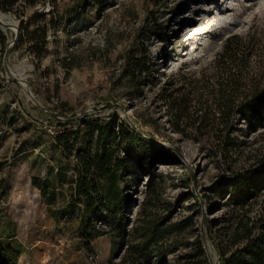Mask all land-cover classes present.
Segmentation results:
<instances>
[{
  "label": "rangeland",
  "instance_id": "1",
  "mask_svg": "<svg viewBox=\"0 0 264 264\" xmlns=\"http://www.w3.org/2000/svg\"><path fill=\"white\" fill-rule=\"evenodd\" d=\"M54 4L66 22L48 28L40 57L31 42L16 46L17 26ZM71 4L34 0L21 16L0 9V179L7 192L0 196V248L15 251L16 264H117L126 246L115 233H132L144 214L184 225L170 237L176 249L168 245L162 261L140 264H197V239L206 260L220 263L217 247L231 246L235 219L216 184L264 155V123L252 132L221 106L264 84V0H90L74 15ZM141 54L150 75L134 84L125 62ZM180 103L183 118L174 111ZM112 115L171 159L136 158L135 178L116 187L115 208L107 199L87 205L75 195V158L55 135L83 116ZM227 135L238 148L226 150ZM158 173L160 186L152 180ZM149 193L157 198L144 206Z\"/></svg>",
  "mask_w": 264,
  "mask_h": 264
},
{
  "label": "trees",
  "instance_id": "2",
  "mask_svg": "<svg viewBox=\"0 0 264 264\" xmlns=\"http://www.w3.org/2000/svg\"><path fill=\"white\" fill-rule=\"evenodd\" d=\"M0 0V9L4 12H14L21 16L27 6H32L34 0ZM55 1V0H52ZM90 0H72L69 7L74 15L81 8H84ZM56 13L58 18L51 22L47 19L48 14ZM66 20L53 8L38 12L35 10L26 20L20 24L19 39L16 46L23 41L31 42V54L40 57L47 44L48 28H56L64 24ZM2 37V41H3ZM230 49L224 51V55ZM231 54V53H230ZM231 58L230 55H226ZM67 58L65 57V60ZM64 60V59H63ZM66 62L65 64H67ZM149 67L146 64L145 54L140 56L130 55L125 62L124 76L134 84L139 82V77L150 75ZM235 90L241 85L234 83ZM231 101L222 103L223 114L235 115L239 121H246L250 130L256 131L264 123V84L256 87L246 95L236 94L231 96ZM178 110V111H177ZM178 117H184L183 104L174 109ZM181 131V129H175ZM225 136L223 145L226 150L238 148L239 142ZM55 141L60 147L75 158L76 176L74 180L75 195L78 202H86L87 205L94 202L95 205L103 200H108L115 208L114 194L119 180L129 177L135 178L136 158L160 157L161 160H170L171 154L165 151L163 146L149 138L143 137L135 131L127 121L112 115L109 118L83 116L77 120L75 129H62L55 135ZM157 180L160 186L163 175L158 173L152 180ZM151 185V184H150ZM149 185V186H150ZM215 189L218 194L227 192L226 204L234 210V221L232 233L229 237L230 247L218 245L220 253L219 264H264V155L250 162L248 165L232 170L224 181L217 182ZM2 192L0 196L5 198V179H0ZM104 190V194L102 193ZM151 193V191H150ZM148 194L144 206L153 204V195ZM94 199V201H93ZM257 206L256 213L252 215L253 207ZM96 210V206L94 211ZM184 222L172 223L159 222L156 218L140 217L132 233L117 231L115 236L125 243L123 255L117 264H140L144 260L149 262L153 256L159 257L162 261L165 252H168L171 245L176 249L177 238H170L172 234L179 233L183 229ZM85 225H82L84 227ZM120 232V233H119ZM82 236L85 233L82 231ZM97 234L92 235L91 239ZM88 237V236H86ZM167 245V247H166ZM192 252L200 256L197 264H210L204 255L199 239L194 242ZM17 254L10 247L0 248V264H16Z\"/></svg>",
  "mask_w": 264,
  "mask_h": 264
},
{
  "label": "water",
  "instance_id": "3",
  "mask_svg": "<svg viewBox=\"0 0 264 264\" xmlns=\"http://www.w3.org/2000/svg\"><path fill=\"white\" fill-rule=\"evenodd\" d=\"M10 25V24H9ZM17 28L19 29V25L17 26ZM15 38H16V34H15ZM12 43V42H11ZM10 46V42L8 43V46L7 48ZM20 80H22L24 82V85L27 87V90L28 92L30 93V98L33 99L34 101H36L33 97V95L31 94V92L29 91V88H28V84L26 81H24L22 78H20ZM214 264H219V260L215 261Z\"/></svg>",
  "mask_w": 264,
  "mask_h": 264
},
{
  "label": "bare ground",
  "instance_id": "4",
  "mask_svg": "<svg viewBox=\"0 0 264 264\" xmlns=\"http://www.w3.org/2000/svg\"><path fill=\"white\" fill-rule=\"evenodd\" d=\"M216 1H218V0H216ZM9 16V15H8ZM11 20L12 19H7L6 21H4L5 23H10L11 22ZM0 21H2V14H1V12H0ZM13 23V22H12ZM13 73V75L15 74V72H14V70L12 71ZM17 73L19 74V75H22V73H20V69H18L17 68ZM20 78H22V76H20Z\"/></svg>",
  "mask_w": 264,
  "mask_h": 264
},
{
  "label": "built area",
  "instance_id": "5",
  "mask_svg": "<svg viewBox=\"0 0 264 264\" xmlns=\"http://www.w3.org/2000/svg\"><path fill=\"white\" fill-rule=\"evenodd\" d=\"M48 131H49L50 133H52V134L54 133V130H53V129H51V128H50V129H48Z\"/></svg>",
  "mask_w": 264,
  "mask_h": 264
}]
</instances>
